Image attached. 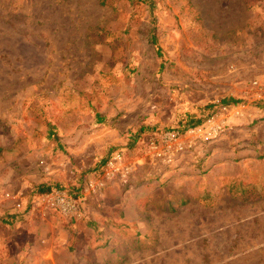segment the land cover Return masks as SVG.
I'll list each match as a JSON object with an SVG mask.
<instances>
[{"label": "rangeland", "instance_id": "obj_1", "mask_svg": "<svg viewBox=\"0 0 264 264\" xmlns=\"http://www.w3.org/2000/svg\"><path fill=\"white\" fill-rule=\"evenodd\" d=\"M223 100V134L152 164ZM117 149L129 182L36 206ZM0 264H264V0H0Z\"/></svg>", "mask_w": 264, "mask_h": 264}, {"label": "built area", "instance_id": "obj_2", "mask_svg": "<svg viewBox=\"0 0 264 264\" xmlns=\"http://www.w3.org/2000/svg\"><path fill=\"white\" fill-rule=\"evenodd\" d=\"M237 108L234 102L219 103L200 123L180 130L165 131L157 140L148 142L152 164L161 161L171 164L187 147L209 142L223 134L229 126V115ZM185 137V141L182 139ZM100 177L89 178L80 192L57 188L37 196L35 204L43 210H54L66 216H80L87 195H99L109 182L127 183L131 180L136 162H128L121 149L109 153Z\"/></svg>", "mask_w": 264, "mask_h": 264}, {"label": "trees", "instance_id": "obj_3", "mask_svg": "<svg viewBox=\"0 0 264 264\" xmlns=\"http://www.w3.org/2000/svg\"><path fill=\"white\" fill-rule=\"evenodd\" d=\"M226 101L227 100H223L222 102H226ZM185 121H186V123H185L186 126H184V128H186L188 126L196 125V124L201 122L200 119H195V118H191V117L186 118ZM49 189H50V187L41 188L40 192H43V191H46V190H49ZM69 191L76 193V191H72V190H69Z\"/></svg>", "mask_w": 264, "mask_h": 264}, {"label": "crops", "instance_id": "obj_4", "mask_svg": "<svg viewBox=\"0 0 264 264\" xmlns=\"http://www.w3.org/2000/svg\"><path fill=\"white\" fill-rule=\"evenodd\" d=\"M218 153H224V152H218Z\"/></svg>", "mask_w": 264, "mask_h": 264}]
</instances>
